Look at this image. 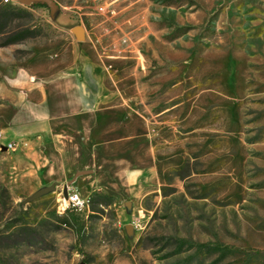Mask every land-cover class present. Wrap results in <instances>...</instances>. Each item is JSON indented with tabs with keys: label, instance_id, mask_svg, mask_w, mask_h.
Returning a JSON list of instances; mask_svg holds the SVG:
<instances>
[{
	"label": "rangeland",
	"instance_id": "1",
	"mask_svg": "<svg viewBox=\"0 0 264 264\" xmlns=\"http://www.w3.org/2000/svg\"><path fill=\"white\" fill-rule=\"evenodd\" d=\"M7 5L0 264H264V0Z\"/></svg>",
	"mask_w": 264,
	"mask_h": 264
},
{
	"label": "built area",
	"instance_id": "2",
	"mask_svg": "<svg viewBox=\"0 0 264 264\" xmlns=\"http://www.w3.org/2000/svg\"><path fill=\"white\" fill-rule=\"evenodd\" d=\"M7 1V0H4ZM6 149H14L15 143L13 141H7L5 144H0ZM66 204L74 210L82 211L87 208V199L86 197L80 195L76 191H67L66 192Z\"/></svg>",
	"mask_w": 264,
	"mask_h": 264
},
{
	"label": "water",
	"instance_id": "3",
	"mask_svg": "<svg viewBox=\"0 0 264 264\" xmlns=\"http://www.w3.org/2000/svg\"><path fill=\"white\" fill-rule=\"evenodd\" d=\"M23 2H27L29 0H22ZM75 34H76V37L77 38H81L82 36V31L80 29H77L75 28ZM2 148H5L4 146H2ZM87 170L85 169H78L74 172L73 176L68 179L65 184H63L62 186V192L66 195V186L78 175V174H81V173H84L86 172ZM54 186V184H50V185H44V186H41V187H38L37 189H35L33 192H31L29 195H27L23 201H26V200H29V199H32L33 197L37 196L38 194H40L41 192L45 191V190H48V189H52ZM126 228L127 229H130L131 228V225L130 224H127L126 225ZM77 264H84L83 261H79Z\"/></svg>",
	"mask_w": 264,
	"mask_h": 264
},
{
	"label": "trees",
	"instance_id": "4",
	"mask_svg": "<svg viewBox=\"0 0 264 264\" xmlns=\"http://www.w3.org/2000/svg\"><path fill=\"white\" fill-rule=\"evenodd\" d=\"M11 5H7L6 7H2L0 8V18H3L5 17V8L7 7H10ZM1 27V25H0ZM26 30H20L19 32L17 33H14L12 36H10L6 42H11L15 39H18V38H21L23 37L25 34H26ZM70 218H73V219H77V215L75 214L74 210H72V208L70 210H68V212L65 213V215H63L62 219L64 221H68ZM196 245V250L198 251L201 247H204L205 249H213V248H216L217 245H213V244H208V243H205V242H197L195 243Z\"/></svg>",
	"mask_w": 264,
	"mask_h": 264
},
{
	"label": "crops",
	"instance_id": "5",
	"mask_svg": "<svg viewBox=\"0 0 264 264\" xmlns=\"http://www.w3.org/2000/svg\"><path fill=\"white\" fill-rule=\"evenodd\" d=\"M19 153V152H18Z\"/></svg>",
	"mask_w": 264,
	"mask_h": 264
}]
</instances>
